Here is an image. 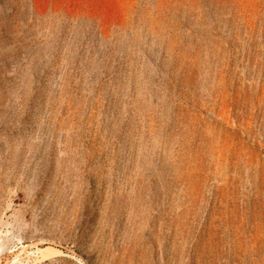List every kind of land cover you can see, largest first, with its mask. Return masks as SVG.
<instances>
[{"label":"rangeland","instance_id":"374dc122","mask_svg":"<svg viewBox=\"0 0 264 264\" xmlns=\"http://www.w3.org/2000/svg\"><path fill=\"white\" fill-rule=\"evenodd\" d=\"M0 264H264V0H0Z\"/></svg>","mask_w":264,"mask_h":264}]
</instances>
